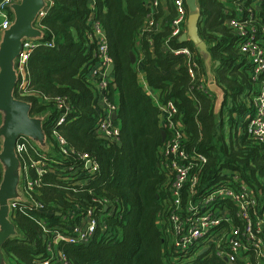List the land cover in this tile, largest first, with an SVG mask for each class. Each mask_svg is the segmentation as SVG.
<instances>
[{"label": "trees", "instance_id": "trees-1", "mask_svg": "<svg viewBox=\"0 0 264 264\" xmlns=\"http://www.w3.org/2000/svg\"><path fill=\"white\" fill-rule=\"evenodd\" d=\"M48 2L51 6L36 23L43 39L25 62L29 84L23 91L19 80L14 95L31 104V115L51 111L44 127L47 136L50 124L58 117L53 101L65 99L71 112L58 133L74 152L92 158L98 169L86 186L73 185L75 177L63 181L53 174L44 175L35 190L42 208H17L13 220L20 238L8 240L3 253L14 264H41L49 257L47 246L52 243L66 264H226L210 254L187 263L174 259L162 237L157 220L169 197V179L161 169L159 110L140 87L139 76L142 74L148 87L159 93L161 102L173 101L178 111L175 119L180 120L188 149L207 157L198 172L199 192L217 179L221 170H227L238 172L256 193L264 195V152L245 133L246 120L252 114L251 89L257 84L250 79L246 60L236 46L237 38L227 26L228 8L220 0H199L198 33L210 44L211 60L219 63L215 79L224 92L223 106L216 115L213 99L202 88L207 78L201 56L191 42L182 43L179 36L172 35L175 13L171 0H167L168 14L163 16L158 7L154 26L143 33L148 9L141 0ZM259 17L264 25V0H260ZM90 19L101 24L114 65L107 94L109 102L118 108V131L113 141L96 133L101 100L86 68L96 62ZM182 48L190 50L198 66L194 77L188 74L187 58L172 53ZM130 53L135 55V63L130 61ZM115 91L119 94L117 103ZM223 118L231 128L227 135ZM234 121L242 124L239 133ZM24 157L39 159L29 146ZM96 196L122 208L119 220L104 219L110 234L85 244L53 240L55 231L80 223ZM73 204L79 207L77 217L65 221L63 216L72 211Z\"/></svg>", "mask_w": 264, "mask_h": 264}, {"label": "built area", "instance_id": "built-area-1", "mask_svg": "<svg viewBox=\"0 0 264 264\" xmlns=\"http://www.w3.org/2000/svg\"><path fill=\"white\" fill-rule=\"evenodd\" d=\"M141 1L148 9L142 33L150 32L155 24L154 12L166 0ZM17 3L19 0L0 1V35L10 26L11 5ZM171 6L175 13L171 22L172 35L180 37L186 33L188 10L184 0H171ZM233 8V11L229 10L226 23L237 38L236 46L246 60L250 79L257 84L256 88L251 89L252 114L246 121L245 133L248 139L259 143L264 152V25L259 17L256 2L246 6V0H233ZM45 12L40 13L35 23L40 21ZM89 25L96 44V62L86 68L98 99L103 103L96 122V133L99 137L113 141L116 140L118 131V108L116 104L109 102L107 97L113 79L111 74H107L112 61L108 55L107 40L101 24L90 19ZM38 44L40 42L25 39L17 59V70L21 78L19 89L23 91L29 84L25 62L28 54ZM47 45L52 46L51 43ZM172 53L187 58L188 74L194 77L198 66L192 60L193 54L190 50L182 48L172 50ZM53 102L58 117L50 124L47 139L54 153L44 154L25 137H19L16 141L15 152L22 167V191L27 202H11L13 213L19 206L35 210L42 208L35 198V190L40 187L44 175L53 174L63 181L75 177L73 185L86 186L98 169L92 158L74 152L58 133L57 129L70 114L71 106L65 99ZM157 108L161 114V125L166 132L160 150L161 169L169 179V197L157 224L174 259L179 258L187 263L206 250L202 255L210 254L226 264H252L251 261L254 264H264V195L256 193L254 187L245 182L238 172L227 170H221L219 177L204 185L199 192L198 172L206 165L207 157L195 149H188L180 120L175 119L178 111L172 100L164 103L158 101ZM27 146L39 159H25ZM57 166L60 167L56 168ZM76 212H79V207L73 204L72 211L65 214L63 219H74L77 217ZM121 215L122 208L115 202L105 197H93L90 207L82 214L80 223L71 224L65 231H55L52 239L88 243L95 237L101 238L110 234L105 218L119 220ZM42 229L47 232L45 223L42 224ZM47 252L49 257L41 264H51L52 261L66 264L64 256L55 250V244L48 243Z\"/></svg>", "mask_w": 264, "mask_h": 264}, {"label": "water", "instance_id": "water-1", "mask_svg": "<svg viewBox=\"0 0 264 264\" xmlns=\"http://www.w3.org/2000/svg\"><path fill=\"white\" fill-rule=\"evenodd\" d=\"M188 10L186 33L179 38L180 42H191L199 55L203 57V63L210 67L211 57L209 46L200 37L198 26L200 20L199 0H184ZM48 0H19V3L11 5L12 22L0 35V163L2 174L0 182V221L6 224L4 231L0 229V264H6L1 247L13 238L18 232L11 229L10 208L11 202L26 203L27 198L23 194L19 180L22 177V167L15 152L16 141L19 137L27 138L44 154L50 153V145L44 130L45 117L41 121L42 133L32 125L31 104L17 99L14 95L18 85L17 59L22 52V44L25 39L41 42L43 32L36 26V20L40 13L48 7ZM130 61L135 62V56L130 53ZM218 65V63H217ZM114 65L108 68L107 74H112ZM209 74V75H208ZM208 76L213 78L208 71ZM208 89L216 94L215 111H218L224 102V92L215 83H209ZM50 115V114H49ZM161 141L166 136L165 130H161ZM19 170V177H15L13 171ZM16 184V187H15ZM13 234V236H11ZM18 238V237H17ZM206 250L199 253L201 256Z\"/></svg>", "mask_w": 264, "mask_h": 264}, {"label": "crops", "instance_id": "crops-1", "mask_svg": "<svg viewBox=\"0 0 264 264\" xmlns=\"http://www.w3.org/2000/svg\"><path fill=\"white\" fill-rule=\"evenodd\" d=\"M51 6V3H49L48 4V7H50ZM48 7H47V9H48ZM160 8H161V10L163 11V16H166L167 14H168V7H167V0L166 1H163L162 2V4H161V6H160ZM46 9V10H47ZM45 10V11H46ZM259 10V9H258ZM206 44L210 47V44L209 43H207L206 42ZM194 46V45H193ZM199 54V53H198ZM135 56V55H134ZM201 60L203 61V57L201 56ZM135 61H136V59H135ZM204 62V61H203ZM135 63V62H134ZM217 63L218 62H214L213 60H211V64H210V67H207L205 64H204V66H205V76H206V78L207 79H205V85H203L202 86V88H204L209 94H210V96H211V98L213 99V102H214V113L217 115L220 111H221V108H222V106H221V108L218 110V111H215V102H216V94H214L213 92H211L209 89H208V84L209 83H212V82H215L216 83V77H215V69L217 68V66L219 65V63H218V65H217ZM16 69H17V66H16ZM208 71H210L211 73H212V76H213V78H211V77H209L208 75ZM17 74H18V76H19V78H20V73H19V71L17 70ZM208 74V75H207ZM139 85H140V87H142V89L144 90V92L151 98V100H152V103L154 104V105H156V107L158 106V101H160V99H159V93L157 92V91H154V90H152V89H150L149 87H148V85L146 84V82H145V79H144V76H142V74H140V76H139ZM118 99H119V94H118V91H115V93H114V100H115V102L117 103L118 102ZM101 104V107L103 106V103L101 102L100 103ZM223 104V103H222ZM159 110V109H158ZM223 120H224V128H225V134L227 135L228 134V132L230 131V126H229V121L227 120V119H224L223 118ZM247 121V120H246ZM236 124H235V126H236V128H235V130L236 131H238V133H239V128L240 127H242V124L241 123H239V121H234ZM0 123H1V120H0ZM118 124V123H117ZM159 127L161 128V130H164L163 129V127H162V125H161V114H160V111H159ZM161 132V131H160ZM166 137V136H165ZM165 140V139H164ZM226 140H227V138H226ZM164 142V141H163ZM54 153V151H53V149H51L50 148V153L49 154H53ZM1 174H2V170H1V168H0V181H1ZM13 218H14V213L13 212H11V214H10V219L11 220H13ZM17 237H20V234H19V232H18V236ZM16 237V238H17ZM55 250L57 251V248H55ZM3 257H4V260H5V262H6V264H14V262H12V260H10L4 253H3Z\"/></svg>", "mask_w": 264, "mask_h": 264}, {"label": "rangeland", "instance_id": "rangeland-1", "mask_svg": "<svg viewBox=\"0 0 264 264\" xmlns=\"http://www.w3.org/2000/svg\"><path fill=\"white\" fill-rule=\"evenodd\" d=\"M224 3H225V6L228 8V10H230V11L234 10V8H233V0H225ZM20 83H21V78H20ZM49 114H51V111L49 109H47V110H45V111H43V112H41L39 114L32 115V117H31L32 118V120H31L32 121V125H34V126H36L38 128V132L40 134L42 133L41 121L44 120L45 117L48 118ZM0 168L2 170V164L1 163H0ZM13 174H14L15 177L18 178L19 177V170L13 171ZM19 186H20V188L22 190V186H23L22 177L19 180L18 188H19ZM15 187H16V184H15ZM9 225H10L12 230L19 232L14 220H10ZM5 228H6V224L3 221H0V229L2 231H4ZM11 236H13V234ZM18 238H20V237H18ZM3 248H4V246L1 247V252L2 253L4 252Z\"/></svg>", "mask_w": 264, "mask_h": 264}, {"label": "bare ground", "instance_id": "bare-ground-1", "mask_svg": "<svg viewBox=\"0 0 264 264\" xmlns=\"http://www.w3.org/2000/svg\"><path fill=\"white\" fill-rule=\"evenodd\" d=\"M220 1H221L223 4H225V3H224L225 0H220ZM252 2H254V3H252ZM255 2H256L257 7H258V9H259L260 0H246V6H248V5H250V4H255ZM258 11H259V10H258ZM251 263L254 264L253 261H251Z\"/></svg>", "mask_w": 264, "mask_h": 264}]
</instances>
